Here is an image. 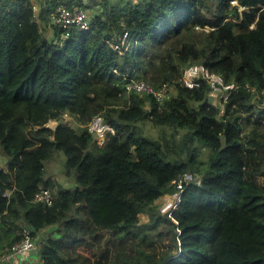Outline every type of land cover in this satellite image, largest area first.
Returning <instances> with one entry per match:
<instances>
[{"label": "trees", "instance_id": "1", "mask_svg": "<svg viewBox=\"0 0 264 264\" xmlns=\"http://www.w3.org/2000/svg\"><path fill=\"white\" fill-rule=\"evenodd\" d=\"M39 2L0 0V254L28 233L41 264H264V0H97L88 28L51 38L38 17L93 5ZM192 64L230 85L218 102L184 84ZM58 151L68 187L45 174Z\"/></svg>", "mask_w": 264, "mask_h": 264}, {"label": "built area", "instance_id": "2", "mask_svg": "<svg viewBox=\"0 0 264 264\" xmlns=\"http://www.w3.org/2000/svg\"><path fill=\"white\" fill-rule=\"evenodd\" d=\"M51 20L53 25H55L59 30H61L64 36H67L69 34V30L73 26L79 29H86L89 27V14L84 8L79 6L69 7L64 4L58 5L55 9V12L51 15ZM125 36L126 32L123 33L122 40L125 38ZM113 47L115 49L121 50V43L119 45L115 44L113 45ZM182 75V80L185 85L191 86L194 79L200 76L208 80L211 90L215 91L230 87V85H226L223 82L222 77L219 74L211 72L202 64H192L186 66L183 69ZM126 87L127 89H132L138 92L151 93L158 100H162L163 98L168 96L167 84H162L161 86L154 88L144 80L133 79L126 84ZM88 128L91 132L95 134V136L97 135L98 137H101L104 133L106 134V132L108 131H112V127L107 123H104L101 117L98 116L94 117L89 122ZM186 178L187 175L183 174L178 178L171 180V183L174 184L178 188V190L174 193L175 196L173 200L170 201L164 212H169L175 207L176 202L178 200L179 192L183 186V180ZM52 199V192L46 188L40 189L33 196L34 201L44 202L46 204H50L52 202ZM168 202L169 201L165 202L164 204H167ZM34 248V241L30 238L28 233H25L20 240L11 245L8 251L0 254V264H12L13 259L16 256L34 250Z\"/></svg>", "mask_w": 264, "mask_h": 264}, {"label": "rangeland", "instance_id": "3", "mask_svg": "<svg viewBox=\"0 0 264 264\" xmlns=\"http://www.w3.org/2000/svg\"><path fill=\"white\" fill-rule=\"evenodd\" d=\"M33 1H35V0H33ZM91 2H93L94 5L91 6V8L90 7L85 8V10L88 12L89 15H91L94 12V10L99 9L98 4H97V0H90L89 4H91ZM34 10H35V13L37 14L38 13V4L37 3H35V5H34ZM39 22H40V20H39ZM40 26L43 27L42 23H41ZM224 90L225 89H220V90H215V91L211 90L210 93H209L210 96H211V100L213 99L215 102H218L220 100L221 95L222 94H226V93H224ZM69 122H70V124L72 126H74V127L77 126L76 121H73L71 119ZM54 123H55L54 120H50L49 121V126L50 127L54 126ZM139 126L141 127L143 133L146 136H150V137H153V138L154 137L157 138L158 135L160 134V132L162 130H164V129H161L160 126L153 125L149 120H144L143 122H139ZM166 130L168 131V129H166ZM104 135H105V133L101 137H98L96 135V138L98 139V142H102L103 141V139L105 137ZM202 157L204 158L205 155H203ZM64 160H65L64 153L62 151H58L56 154H54V156L52 157L51 160L46 162V164H45V174L47 176L53 177L58 182V184H60V186L68 187V186H70V183H69V181H67V179L64 176V170H63V162H64ZM174 196H175L174 194H172V195L171 194H165V195H163L162 197H160L156 201L157 205H158V209H159L160 212H162V211L164 212V210L167 208V206L170 203V201L173 200ZM167 201H169V202L167 204H164ZM139 218H140L141 222H144V221L147 220L148 216H147L146 213H140ZM15 258L18 259V256H16ZM22 261L25 262V260H22ZM37 262L39 264V259H37Z\"/></svg>", "mask_w": 264, "mask_h": 264}, {"label": "crops", "instance_id": "4", "mask_svg": "<svg viewBox=\"0 0 264 264\" xmlns=\"http://www.w3.org/2000/svg\"><path fill=\"white\" fill-rule=\"evenodd\" d=\"M82 1H84L86 4H89V2H90V0H82ZM35 3L38 4V9H39V6H40L39 0H35L34 5H35ZM91 4L94 5L93 2H91ZM39 20H40V22H39ZM38 22H39V27H40L41 33L44 36L51 38L53 36V33H54V28H53V23H52L51 17L49 19L48 18L47 19H41L38 17ZM41 23H42L43 27L40 26ZM35 252H36L35 250H31L29 252L20 254L19 255L20 257L18 256V259H16V258L13 259L12 264H38V262H37L38 257H37ZM22 260H25V262ZM39 264H41L40 261H39Z\"/></svg>", "mask_w": 264, "mask_h": 264}, {"label": "water", "instance_id": "5", "mask_svg": "<svg viewBox=\"0 0 264 264\" xmlns=\"http://www.w3.org/2000/svg\"><path fill=\"white\" fill-rule=\"evenodd\" d=\"M210 97V100H211V96H209Z\"/></svg>", "mask_w": 264, "mask_h": 264}, {"label": "bare ground", "instance_id": "6", "mask_svg": "<svg viewBox=\"0 0 264 264\" xmlns=\"http://www.w3.org/2000/svg\"><path fill=\"white\" fill-rule=\"evenodd\" d=\"M214 91V90H213Z\"/></svg>", "mask_w": 264, "mask_h": 264}]
</instances>
